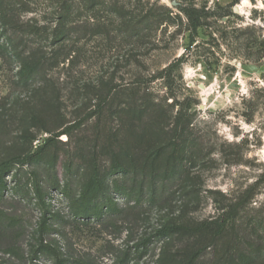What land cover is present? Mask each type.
Instances as JSON below:
<instances>
[{
    "label": "rangeland",
    "instance_id": "1",
    "mask_svg": "<svg viewBox=\"0 0 264 264\" xmlns=\"http://www.w3.org/2000/svg\"><path fill=\"white\" fill-rule=\"evenodd\" d=\"M231 2L209 0V6ZM236 6L240 14L200 32L201 40L214 32L217 41L176 72L171 90L191 103L200 101L195 107L205 145L200 161L189 164L183 176L167 177L169 188L154 204L147 195L139 205L120 197V214L84 220L72 214L68 195H77L84 184L107 172L119 148L138 151L140 164L156 167L162 178L166 166L173 165L171 152L168 160L152 163V147L156 151L164 139L161 131L148 123L135 140L126 122L132 115L122 108L141 92L172 110L164 103L163 82L152 80L184 53L187 40L179 36L171 49H164L162 41L170 33L159 34L160 48H150L145 39L114 31L113 14L88 7L87 0H0V165L20 162L68 125L85 121L81 130L47 146L39 163H14L20 175L16 181L7 178L9 189L0 199V210L13 218L8 231L0 229V264L30 259L40 219L33 185L37 178L54 213L47 242L61 249L68 264H243L242 256L264 252V190L257 189L253 202L233 220L230 211L264 166V60L255 62L256 56L243 49L246 35H240L249 28L264 38V0H242ZM65 22L74 33L59 38L54 31ZM253 95L262 108L248 123L245 101ZM202 97H207L203 109ZM230 143L242 144L233 150L243 155V163L231 165L222 157ZM141 180L138 174L123 173L110 181L133 189ZM224 220L231 225L220 233L155 235L168 224L197 227ZM149 238V246L142 244ZM13 245L21 258L4 253ZM32 264L52 262L43 258Z\"/></svg>",
    "mask_w": 264,
    "mask_h": 264
},
{
    "label": "trees",
    "instance_id": "2",
    "mask_svg": "<svg viewBox=\"0 0 264 264\" xmlns=\"http://www.w3.org/2000/svg\"><path fill=\"white\" fill-rule=\"evenodd\" d=\"M176 3L174 6H169L164 3V0H87L88 7H100L103 10H108L115 17V21L111 24L114 26L118 34L125 37H130L138 41L146 40V44L150 48H160L158 41L159 34L165 37L168 33L169 37L164 42V49H171L174 42L179 39V36L186 38L187 44L184 53L174 59L161 71H158L152 81L160 80L163 82L166 91L164 103L167 104L171 111L160 105L155 99L146 96V94L135 93L132 95V100L122 108V111H127L132 117H127L129 131L133 132V137L136 140L143 132L144 125L150 123L155 125V128L160 130L163 135V141L159 147H152L153 152L152 163L167 158L174 154L175 160L172 166L167 165L162 172L164 177H160V171L156 167L149 166L145 161L142 162V154L121 150L114 152L112 155V164L110 169L102 175L96 176L84 184L77 195L69 194L70 209L72 214L80 219L89 220L93 218L102 219L108 214H120L121 209L118 207L117 201L120 197L134 200L137 205L144 201L147 195L151 204H154L161 194H165L169 188L167 177L173 175L183 176L189 164H197L202 157L205 148L203 137L199 133V125L196 122L198 110L195 107L200 105V101L190 102L189 99H181L178 93L173 90V84L176 81V72L191 61L194 56L202 57V51L210 50L217 41L215 33H209L207 39L201 40L200 32L209 31L214 23L225 18L236 16L233 12L234 7L242 0H232L225 7L216 5L209 6V0H168ZM63 16L62 18H64ZM104 33H108L105 29H101ZM240 34L246 35L244 48L246 52L250 51L251 56L255 57V62L264 60V38L262 34L257 35L256 32L246 29ZM239 31V30H238ZM55 35L59 38L70 37L74 30L66 26V22L60 25V29H56ZM227 35V33H225ZM54 35V36H55ZM238 40L241 37H237ZM236 38V39H237ZM261 41V42H259ZM207 46V48H206ZM241 49L242 47L239 46ZM250 56V58H251ZM247 58V57H246ZM253 97L247 102L245 101L244 117L248 123L255 122L256 116L261 110V106L256 103ZM172 99V103L168 104V100ZM85 121H77L74 124L68 125L59 133L53 135L45 141V144L38 148L33 155L23 158L20 162L15 159L4 162L0 165V199L5 197L8 191L7 178L12 176L16 181L20 175L21 165H32L39 163L41 154L45 148L54 144L60 137L71 135L77 130L84 127ZM254 132L258 134L261 128L257 127ZM174 140V141H172ZM242 144H228V149L224 147L221 154L228 164L243 163V155L234 153L233 149H239ZM142 145L139 143V147ZM148 149V148H147ZM186 152L182 156L177 157L178 152ZM171 152V154H170ZM240 156V159H236ZM16 163V164H14ZM125 173L138 174L142 177L141 184L133 189L122 185L120 181L111 182L113 176H119ZM158 177V178H157ZM159 178L163 179L160 180ZM34 195L37 201L38 212L40 219L37 226L36 245L32 248L30 259L26 260L25 264H32L35 260L40 261L43 258L49 259L52 264H68L64 254L56 246L49 244L47 238L52 232L51 221L54 213L48 203L49 195L46 193L43 181L36 179L33 182ZM92 186H94L92 188ZM55 191H60V186L53 185ZM257 189L264 190V166L258 171L254 182L247 187L243 195L231 206V218H236L239 214L250 205L258 195ZM67 191V190H66ZM65 193L67 194V192ZM240 212V213H239ZM13 218L5 211L0 210V229L8 231L7 227L12 224ZM230 220L214 221V223H203L197 227H189L186 225H164L159 228L155 235L161 238L173 236L179 232H194L202 233L208 229H215L218 233L228 229L231 223ZM234 223V222H233ZM151 238L142 242L145 246H149ZM4 253L14 255L21 258V251L16 246L3 248ZM264 252L257 251L252 256H242L243 264H264ZM198 257L201 252L197 253ZM249 255V254H248ZM193 261H189L191 264Z\"/></svg>",
    "mask_w": 264,
    "mask_h": 264
},
{
    "label": "water",
    "instance_id": "3",
    "mask_svg": "<svg viewBox=\"0 0 264 264\" xmlns=\"http://www.w3.org/2000/svg\"><path fill=\"white\" fill-rule=\"evenodd\" d=\"M175 4L176 3L173 2V5H175ZM233 12L235 14H240V10H239V8L237 6L234 7ZM202 88H204V87L202 86ZM202 102H203V105L200 106L201 109L205 108V104L207 102V97H202Z\"/></svg>",
    "mask_w": 264,
    "mask_h": 264
},
{
    "label": "built area",
    "instance_id": "4",
    "mask_svg": "<svg viewBox=\"0 0 264 264\" xmlns=\"http://www.w3.org/2000/svg\"><path fill=\"white\" fill-rule=\"evenodd\" d=\"M35 144H36V147H38L40 144V141H37Z\"/></svg>",
    "mask_w": 264,
    "mask_h": 264
}]
</instances>
